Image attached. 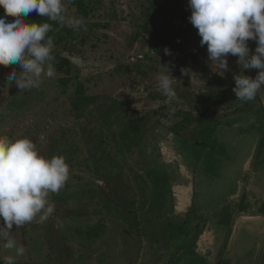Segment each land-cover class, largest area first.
<instances>
[{
	"label": "rangeland",
	"instance_id": "rangeland-1",
	"mask_svg": "<svg viewBox=\"0 0 264 264\" xmlns=\"http://www.w3.org/2000/svg\"><path fill=\"white\" fill-rule=\"evenodd\" d=\"M160 1L162 4L165 3L167 7H171L173 21H171V29L163 46L170 49L171 55L163 57L159 61L161 70L157 73H151L153 69L148 78L144 79L136 75V79L125 81L122 78L124 74H121L113 80L106 76L103 82H98L99 85L92 82L90 84L92 86L91 92L95 96L94 99L88 100L86 106L96 108V111L89 115L85 112L81 118H77V114L70 111L71 100L69 99L63 98L62 105L56 104L53 99V79L55 77H45L42 80L41 84L47 85L45 89L52 91V95H48L47 100L42 104H38L37 93L25 96V93L31 89L20 93V90L13 85L8 93L3 95V86H0V135H7L13 139L28 137L37 144L40 154L48 158L52 155L50 152L51 142L60 137L65 127L72 131H81L85 135L83 137H87L85 142H89L91 134L96 132V129L97 134H105L108 138L113 131L110 132L109 129H105L102 132L103 125L97 124V119H106L105 115L109 108L107 100L109 104L116 102L130 103L128 107L121 108L122 111L119 108L117 109L119 115L126 111L133 114L155 115L154 118L149 119L148 129L143 134V140L137 141L135 145L133 144L135 151L124 158L121 155V163H119L116 170L122 172L118 176H114V170L108 173L101 169L103 173L100 171V175H96L94 180L100 186V191L95 201H92L93 203H86V207L81 208L84 216L79 215L80 210L77 203L76 205L67 206L60 202H54L49 196L50 202L55 204V211L46 222L41 224L34 220L19 228L13 226V237L25 247V254L17 257L16 262H22V264H209L215 258L213 254L204 256L203 252L202 254L199 252L203 246H201L199 237L194 238V235L202 234V223H190L187 219L180 223L174 215L168 216V211H172L176 206V200L178 199L176 195H183V192L181 193L182 186L180 185L187 186L188 183H193L194 179L193 174L187 172L182 155L185 153L187 156L190 155L189 157L194 156L197 160H206V163H208L207 156L201 148L193 147L194 149L191 151L182 142L177 145L175 135L170 129L176 120L167 121L168 127L167 125L164 127L161 124L162 121L158 125L156 122L161 117L152 111L165 103L160 100L149 102L150 100L147 98L150 97L149 93L154 90L162 93L158 87L157 76L160 72L165 71L166 67L169 68L171 75L177 79L174 88L185 91L184 95L191 92L201 93L205 90L202 89V84L205 83L200 75L202 72L211 71L212 74H220L213 71L211 62L208 60L206 45L204 47L200 46L201 38L197 34V29L188 20L191 15L188 0ZM102 3L104 5L103 10L101 9L92 21L85 22L87 31H90L86 33L90 36L89 47L83 48L81 43L77 41V43L69 45L68 50H65L67 52L64 51L65 55L73 60L76 68L80 69L78 71L83 81L87 80L89 77L87 75L91 73V70H86V68H94L93 65L97 63L101 67H97V70L94 68V73L101 71L103 74H107L117 64L126 62L127 60L121 58V55L128 56L131 50L132 52L134 50V53L144 54L147 60L145 64L151 66L152 46L149 36L141 40L138 47L135 45L132 48L134 35L143 32V25L149 21L146 17L148 10L151 8L150 0H102ZM114 10L118 13L119 20L115 19ZM70 15L78 17L74 9L70 10ZM96 23H107L108 26L92 30L91 28L94 26L92 24L96 25ZM184 28H188L191 32L189 39L183 44V48L179 52H175L178 47L175 45L180 41L178 35L182 36L184 34ZM150 38L153 40L152 37ZM93 44L98 46L92 50L90 46ZM248 44L250 49L254 51L255 41H249ZM237 59L236 56H228L229 71L225 72L222 77L233 79L234 75L243 72V69L237 64ZM182 68L187 69V73H182ZM74 74H78L77 70ZM244 74L254 78L257 70L250 69ZM16 94L18 99L14 100L12 96ZM170 102L168 100L166 104H170ZM231 112L224 108H217L213 111V114L217 115L216 122L226 125V134L220 135V141L223 143L216 146L220 153L217 155L218 158L216 157L218 163L216 171L212 170L213 173L209 178L207 173L201 178L202 183H207L209 180V183H211L212 180L218 178L217 173L219 171L224 172L220 178H223L225 174L233 175L231 184L226 182L229 186L220 187L214 193L215 195L211 197V202L208 203L210 204V221L222 214V217L229 221L227 223L229 227L231 226L228 232L231 231L232 225L236 223L235 218L237 212L240 211V207L238 205L236 208H231L232 206H230L226 196L236 191L237 184L235 181L236 179H242L240 178L241 172H244L246 165L248 167L246 170L260 172V175L256 177L257 179H254V184L258 183L259 185L261 183L259 188L264 192V183L261 182L264 178V135L260 139L264 129V89L258 92L252 108L240 114ZM61 123L63 124L60 125ZM98 125H101L99 130ZM118 126V124L114 125L113 129L116 131ZM61 129L62 133H60ZM48 132L52 138L48 135V138H50L46 139ZM257 147L259 149L256 153ZM194 157L191 158V162L187 163V166H190L191 170H199V174H201L205 164H202V162L197 163L196 159H193ZM209 160L212 161V158H209ZM93 162L95 167L103 163L102 159H99V161L94 159ZM104 166L109 167L110 164L104 162ZM153 167L154 169L161 168L164 175H167V172L174 174V170L178 173V179L173 183L172 198L169 197L167 201L169 206H165L162 202L158 210L152 209V205L155 203V194L162 192L163 189L154 190L158 186L153 185L152 190H154V193L147 190L150 187L149 178L156 182L161 181L156 174L149 177L148 172ZM231 167L234 168V173L230 170ZM74 172L75 174L81 173L87 179L93 180L92 176L82 169H76ZM166 187L171 186L166 185ZM129 195L135 200L126 205L125 198ZM104 196H110L113 201L121 202L116 206H112V208L109 207L107 210L103 204L109 202L103 199ZM184 197L188 198V196ZM224 203L227 206L222 208L221 204ZM131 205L134 207H131V209L136 210L134 214L128 212ZM97 206L100 207H98L100 212L105 213L96 214L94 207ZM87 208H90L88 210L90 213L84 211ZM255 209L257 210V208ZM260 210L264 211V209ZM106 212L111 216L107 221L109 227L106 233L109 234H103L98 242L99 245L97 243L98 246L92 250L89 248V239L84 237L80 240L79 236L81 235L76 234L75 230L83 224L82 222L92 224L98 221L99 218L107 219L109 216L104 215ZM168 217L172 218L171 223ZM230 218H232V222H230ZM262 222L249 223L248 226L252 229L258 223V225L264 226V221ZM2 223L3 221L0 220V224ZM241 230L238 229L234 232L238 231L233 251L240 247V245L236 247L235 244L239 243L241 234H243ZM168 242L170 245L178 242L177 248H179L173 247L174 249L171 248L167 251L163 246ZM0 248L1 257L13 254L5 250L2 244H0ZM41 250L43 256L40 257L38 253ZM171 254L173 255L171 256ZM48 256L53 257L52 261H43ZM227 262L230 263L229 258H227Z\"/></svg>",
	"mask_w": 264,
	"mask_h": 264
},
{
	"label": "trees",
	"instance_id": "trees-1",
	"mask_svg": "<svg viewBox=\"0 0 264 264\" xmlns=\"http://www.w3.org/2000/svg\"><path fill=\"white\" fill-rule=\"evenodd\" d=\"M150 2L151 8L148 10V15L146 17L149 21L143 25L144 33L138 32L134 35L132 48L135 45L138 47L140 41L146 39V37L149 36L152 46V55L150 57L151 66H149V64H145V61L147 60L144 54L137 52L134 53V50L133 52L131 50L128 56L121 55V58L123 57V59L127 61L117 64L116 67L107 74H103L101 71L94 73V68L97 70V67H101L100 64L98 65L97 63L93 65L94 68H86V70H91V73L87 75L89 77L84 81L82 80L81 74L78 71L80 69H77L73 60H71L69 56L65 55V52H67L65 50H68L69 45L77 43V41L81 43L83 48L89 47L88 43L90 36L86 33L90 31H74L66 25L60 26L54 22L48 21L46 17L37 15L35 11L29 14V16L26 18L29 23L49 22L53 25L54 31L50 32L49 35L53 37L55 43L53 54L55 56L56 74L54 76L55 78L53 79V99L56 101V104L62 105L63 98L71 100L70 111L76 113L77 118H81L85 112H87L89 115L90 113L96 111V108H90L86 106L88 100L94 99L95 96L91 92L92 86L90 84L92 82H96V85H99L98 82H103L106 76L113 80L121 74H124L122 78L125 81L136 79L137 76L143 77L145 79L148 78L151 73H157L161 70V63L159 61H161L162 58L166 56L164 54L163 46L168 38L167 35L171 29L170 25L171 21H173V17L171 15L170 6L167 7L166 4H162L160 0H150ZM65 4L67 8V14L69 16H71L70 10L74 9L75 14L78 17H82L85 22L92 21V19L95 18V15L104 8L102 0H65ZM3 12V8H0V14H3ZM114 15L116 16L115 19H120L118 13L115 12V10ZM106 24H92L94 26H92L91 29H101L107 27L108 24ZM184 31L185 32L182 36L178 35L180 41L175 45L176 47L178 46L175 49V52H179L183 48V44H185V42H187L189 39L191 32L188 30V28H184ZM150 37H152L153 40ZM97 46V44H93L90 47L93 50L96 49ZM140 57L142 58L140 59ZM16 67V65H11L9 67L0 66V81H3L6 74ZM75 70H77L78 74H74ZM244 73H247V70H244ZM200 75L201 78L205 80V83L202 84V89L204 88L205 90L201 93L191 92L187 95H184L185 91L175 88L177 98L172 100L170 104H166L168 98L162 93L156 92L153 89L154 91L149 93L150 97L147 99L150 100L149 102L160 100L165 103L161 104V107H158V109L152 112L161 117L159 121L156 122L158 125H160V121H162L161 124L165 127L167 125V121L176 120L170 129L175 135L174 138L177 145L179 142H182L191 151H193V147L201 148L204 150L205 155L207 156L206 159H209L210 156L211 158H215L220 154L218 151L219 149H217L216 146L223 143L220 141V135L223 131H226L225 124L216 122L217 115H214L213 111L217 108H224L225 110H230V112L233 111L231 112L233 114H240L252 108L254 101L241 102L237 100V97L233 92V88L235 87L234 79H226L221 75H216L214 73L212 74L211 71H206V73L202 72ZM0 86L2 87L3 84L0 83ZM46 86L47 85L41 84L38 88H33L26 92L25 96L31 93H37V100L39 101L38 104H42V102L47 100L48 95H52V91L45 89ZM220 95L221 97H219ZM12 97L14 100L18 99L17 94L13 95ZM111 100L115 101L113 99ZM107 104L109 107L108 112L106 115L104 114L106 119H97V124L103 125L102 132L105 131V129H109L110 132L113 131L108 138L105 134H97L96 129V132L91 134L89 142H85L87 137H83L85 135L82 134L81 131H72L65 127L63 129V133L62 129L60 130V133H62L60 137L54 142H51L50 152L52 155H50V157L53 155H62L66 158V162L70 166V178L67 181L65 187L62 188L58 193H50L51 199L54 202H60L61 204H65L67 206L76 205L77 203L80 210L79 215L81 216H84L81 208L86 207V203H93L92 201H95L96 196L100 191V186L94 180L96 175L99 174L102 169L108 173L114 170V176H118V174L122 172L116 170V168L119 166V163H121L120 159L122 157L124 158L125 156H130L131 152L135 151L133 144L135 145L137 141L143 140V134L146 129H148L149 119L154 118L155 116L153 114L146 115V113L133 114L128 111L119 115V111L117 109L119 108L122 111L121 108H124L125 106L128 107L130 103L116 102L109 104L107 100ZM62 124L63 123L60 125ZM116 124L119 126L115 131L113 126ZM99 126L101 125H98V130L100 128ZM168 126L169 125H167V127ZM48 135H50L49 132L46 134V139H49L50 137L52 138L51 135L48 138ZM94 135H96V137H94ZM124 153L126 154L124 155ZM182 156L185 164L191 162V158L194 157H189L190 155L187 156L185 153ZM94 159L97 161L102 159L103 163L95 167L93 162ZM193 159L195 160L196 158L194 157ZM196 161L198 160L196 159ZM104 162H108L110 166L105 167ZM76 169H82L83 171H86L92 176L93 180L87 179L81 173L75 174L74 171ZM161 170V168L154 169L153 167L148 172L149 177L156 174L159 176L161 181L156 182L149 178L148 182L150 187L147 190L149 192L153 191L154 193V190L163 189L162 192H157L155 194V203L152 205V209L154 210H158L161 207L162 202L165 206L168 205L167 201L169 197H171V194H173V183L178 179V173L176 170H174V174L167 172V175L162 174ZM101 173L103 172L101 171ZM120 176L122 177L123 175ZM153 185L158 187L152 190ZM166 185H170L171 187L167 188ZM103 199L109 202L108 204H103L107 210L109 207L112 208V206H116V204L121 202L113 201L110 196H104ZM134 200L135 199L129 195L127 198H125V203L126 205H129L134 202ZM114 202L115 204L112 205ZM98 207L99 206L94 207V212L96 214L105 213L100 212V207ZM131 207L132 205L129 208L131 209ZM89 209L90 208H87L84 211L88 212ZM130 209L128 210L129 214H134L136 212L135 209ZM172 212L173 210L168 211L169 214ZM120 214L123 215L124 213ZM104 215L109 216L107 212ZM110 217L111 216H109L107 219L99 218L98 221L92 224L82 222L83 224H81L80 227L75 230V233L81 235L79 236L80 240L84 237H87L90 241L89 248L93 250L99 245L98 242L101 240L102 235L109 234L106 232L108 230L107 228L109 227L107 221L110 219ZM168 219L170 223L173 221L171 217H168ZM97 243L98 245H96ZM38 254L40 257L43 256L42 250ZM52 259L53 257L48 256L43 261H52ZM0 264H3V257L1 256ZM16 264H22V262H16Z\"/></svg>",
	"mask_w": 264,
	"mask_h": 264
},
{
	"label": "clouds",
	"instance_id": "clouds-1",
	"mask_svg": "<svg viewBox=\"0 0 264 264\" xmlns=\"http://www.w3.org/2000/svg\"><path fill=\"white\" fill-rule=\"evenodd\" d=\"M190 23L197 29L200 46L206 45L213 71H229L228 56H236L243 72L233 76V92L241 102L254 101L264 89V0H188ZM0 66L16 65L6 74L3 95L15 85L20 93L38 88L43 78L56 74L52 23H29L30 13L46 17L60 26L86 32L82 17L69 16L65 0H0ZM10 18V19H9ZM255 41L254 51L248 42ZM165 55H171L164 48ZM163 66V65H162ZM256 69L253 78L244 70ZM187 73V69H181ZM158 87L169 101L177 98L168 67L157 76ZM70 178V166L62 155H41L28 137L0 135V244L13 254L3 264H16L25 254L23 244L13 237V226L37 220L46 222L55 211L50 193H58ZM38 218V219H37Z\"/></svg>",
	"mask_w": 264,
	"mask_h": 264
},
{
	"label": "crops",
	"instance_id": "crops-1",
	"mask_svg": "<svg viewBox=\"0 0 264 264\" xmlns=\"http://www.w3.org/2000/svg\"><path fill=\"white\" fill-rule=\"evenodd\" d=\"M222 134H226V132L223 131ZM263 135L264 129L262 130L260 139ZM259 147H257L256 153ZM217 158H212V161L208 159V163L201 160L196 161L197 163L202 162V164H205L201 174H199V170H191L190 166L188 167L186 164L187 172L193 174V183H188L187 186L180 185L182 186L181 193L183 192V195H176L178 198L176 200V206H174L173 212L170 214L171 216L174 215L180 223H183L187 219L190 223L196 222L203 224L202 234H195L194 238L199 237V240H201V246H203V248L199 251L200 254L203 252L204 256L213 254L215 257L209 264H264V226L258 225L259 223L255 224L253 229L248 226L249 223H263L262 221H264V211L260 210L264 209L262 208L264 207V192L259 188L261 183L259 185L258 183L254 184V179H257L256 177L260 175V172L246 170L248 169L246 165L244 172H241L240 178L242 179H236L235 181L237 184L236 191L226 196V199L230 202V206H232L231 208H236L238 205L240 207V211L237 212L238 214L235 218L236 223L232 225L233 230L231 229V231L228 232L231 226L229 227L227 224L229 221L225 220L222 214L215 217L213 221H210L209 214L211 213L209 211L210 204L208 203L211 202V197L215 195L214 193L219 190L220 187L224 188L226 185L229 186L226 182L230 183L233 179V175L225 174L223 178H220L224 172L219 171L217 173L218 178L212 180L211 183H209L210 180L207 182L209 184L202 183L201 180L206 173L208 174V178L212 175V170H215L218 164ZM230 170H232L233 173L235 172L233 167H231ZM261 182L262 184L264 183V178ZM251 184L253 185L251 186ZM184 196H188V198ZM225 203L221 204L222 208L227 206ZM255 208H257V210ZM230 222H232V218H230ZM238 229H242L241 231L243 234H241L239 243L235 244L236 247L239 245L240 247L233 251V245L238 231L236 233L234 232ZM177 246L178 242H174L173 245H170L168 242L164 244L163 247L169 251L171 248H177ZM172 255L173 254H171V256ZM227 258H229L230 263L227 262Z\"/></svg>",
	"mask_w": 264,
	"mask_h": 264
},
{
	"label": "built area",
	"instance_id": "built-area-1",
	"mask_svg": "<svg viewBox=\"0 0 264 264\" xmlns=\"http://www.w3.org/2000/svg\"><path fill=\"white\" fill-rule=\"evenodd\" d=\"M142 57H140V59H141ZM135 61V60H134Z\"/></svg>",
	"mask_w": 264,
	"mask_h": 264
},
{
	"label": "flooded vegetation",
	"instance_id": "flooded-vegetation-1",
	"mask_svg": "<svg viewBox=\"0 0 264 264\" xmlns=\"http://www.w3.org/2000/svg\"><path fill=\"white\" fill-rule=\"evenodd\" d=\"M185 163V162H184Z\"/></svg>",
	"mask_w": 264,
	"mask_h": 264
}]
</instances>
